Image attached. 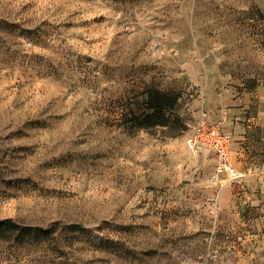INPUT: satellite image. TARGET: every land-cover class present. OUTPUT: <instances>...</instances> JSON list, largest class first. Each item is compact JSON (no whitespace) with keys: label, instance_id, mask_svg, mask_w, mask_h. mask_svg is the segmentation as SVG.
Listing matches in <instances>:
<instances>
[{"label":"rangeland","instance_id":"obj_1","mask_svg":"<svg viewBox=\"0 0 264 264\" xmlns=\"http://www.w3.org/2000/svg\"><path fill=\"white\" fill-rule=\"evenodd\" d=\"M203 112L239 186L186 146ZM5 219L56 232L0 264H264V0H0Z\"/></svg>","mask_w":264,"mask_h":264},{"label":"built area","instance_id":"obj_2","mask_svg":"<svg viewBox=\"0 0 264 264\" xmlns=\"http://www.w3.org/2000/svg\"><path fill=\"white\" fill-rule=\"evenodd\" d=\"M234 138L221 121H213L205 112L201 113L192 132L186 138V146L193 154L210 153L215 159V181H224L239 186L244 173L233 159Z\"/></svg>","mask_w":264,"mask_h":264},{"label":"trees","instance_id":"obj_3","mask_svg":"<svg viewBox=\"0 0 264 264\" xmlns=\"http://www.w3.org/2000/svg\"><path fill=\"white\" fill-rule=\"evenodd\" d=\"M164 97H168L163 95ZM170 100L154 101L150 99L149 107L154 111L149 118H157L164 107L171 106ZM56 229H42L37 227H24L11 219L0 220V239L3 241H15L18 243H39L51 241L54 238Z\"/></svg>","mask_w":264,"mask_h":264},{"label":"crops","instance_id":"obj_4","mask_svg":"<svg viewBox=\"0 0 264 264\" xmlns=\"http://www.w3.org/2000/svg\"><path fill=\"white\" fill-rule=\"evenodd\" d=\"M209 117L210 118H212L213 119V121H220V120H218V119H214L211 115H209ZM224 128H225V130L227 131V132H230V131H228L227 130V128H226V126L224 125ZM231 133V132H230ZM232 134V133H231ZM233 135V134H232ZM234 138V137H233ZM234 144H235V139H234ZM234 144H233V158H234ZM203 153H207L209 156H210V158H212V160H213V163H214V167H215V159H214V157L210 154V153H208V152H203ZM234 160H235V158H234ZM237 164V163H236ZM238 168H240L238 165H236Z\"/></svg>","mask_w":264,"mask_h":264}]
</instances>
